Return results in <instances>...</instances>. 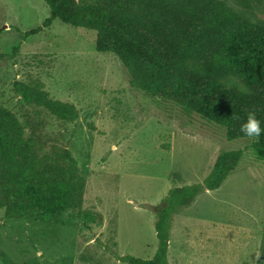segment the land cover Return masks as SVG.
Instances as JSON below:
<instances>
[{
	"label": "rangeland",
	"instance_id": "374dc122",
	"mask_svg": "<svg viewBox=\"0 0 264 264\" xmlns=\"http://www.w3.org/2000/svg\"><path fill=\"white\" fill-rule=\"evenodd\" d=\"M95 4L99 0H81ZM50 17L43 0H0V116L41 118L48 146H62L86 178L71 225L9 220L0 210V264H128L158 249L156 208L170 190L201 184L218 156L242 150L223 185L179 209L171 225L170 264H264V161L252 139L231 141L224 127L135 89L116 55L96 51V33ZM264 19V15H260ZM39 81L51 99L72 104L75 122L25 105L14 86ZM258 256V259H257Z\"/></svg>",
	"mask_w": 264,
	"mask_h": 264
},
{
	"label": "trees",
	"instance_id": "16d2710c",
	"mask_svg": "<svg viewBox=\"0 0 264 264\" xmlns=\"http://www.w3.org/2000/svg\"><path fill=\"white\" fill-rule=\"evenodd\" d=\"M50 17L35 36L55 20L96 33V51L117 56L138 91L174 102L222 126L231 141L252 139V150L264 161V132L248 137L240 131L249 113L264 129V0H43ZM20 52L16 47L10 55ZM15 93L28 106L72 123V104L51 99L39 81L16 84ZM43 120L29 114L23 121L0 116V210L9 220L71 225L66 215L82 208L86 178L59 145L48 146ZM242 150L221 153L201 184L170 190L156 208L158 249L144 260L121 256L128 264H170L171 225L179 209L203 192L219 189L236 171ZM90 230L93 216L78 215ZM4 264H14L9 259Z\"/></svg>",
	"mask_w": 264,
	"mask_h": 264
},
{
	"label": "clouds",
	"instance_id": "9594fccd",
	"mask_svg": "<svg viewBox=\"0 0 264 264\" xmlns=\"http://www.w3.org/2000/svg\"><path fill=\"white\" fill-rule=\"evenodd\" d=\"M240 131L248 137H259L264 129L261 128V122L256 118V114L249 113L245 122L240 125Z\"/></svg>",
	"mask_w": 264,
	"mask_h": 264
}]
</instances>
